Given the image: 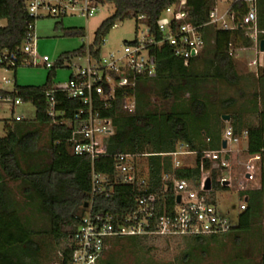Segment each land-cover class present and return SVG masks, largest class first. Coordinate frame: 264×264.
Instances as JSON below:
<instances>
[{
	"label": "trees",
	"instance_id": "16d2710c",
	"mask_svg": "<svg viewBox=\"0 0 264 264\" xmlns=\"http://www.w3.org/2000/svg\"><path fill=\"white\" fill-rule=\"evenodd\" d=\"M101 6L113 5L115 11L97 29L93 43L88 47L83 45L78 50L61 57L55 68L51 69L47 81L43 86H15L6 91L0 88V98L12 100L21 99L25 103H32L36 108L34 121H16L14 118L6 121L7 134L0 138V264H38L45 256L48 243L46 237L51 238L61 248V263L72 264L75 250L74 235L80 225L82 217L92 204L95 212H110L123 216L135 209L136 193L129 187H116V193L100 194L92 197L93 170L99 174H113L115 164L112 159H99L93 163L90 157L76 156L70 151L68 138L71 131L64 124H55L48 116L47 94L54 88L57 69L65 59L85 57L88 54L99 60L106 37L119 21L145 16L144 23L153 33H157V22L163 11L178 0H96ZM27 0H0V21L6 24L0 28V54L3 52L17 53V64L8 66L1 61L0 68L14 70L24 65L27 55L20 51L21 47L34 38V31L28 28L33 21L26 9ZM217 0H187L189 19L198 27H202L205 38V48L201 55L193 59L189 65L175 56L172 48L165 45L157 51L158 77L153 80H140L133 92L136 100V110L130 114L124 110L125 95L121 91L114 107L104 112V116L114 120L116 135L111 140L112 153H165L173 150L178 142H186L193 149H197L199 136L206 132L213 140V148L222 147V136L227 123L236 134L249 132V152L264 151V68L258 72V82L263 87L254 94L253 104L259 113L258 125H250L244 119V114L236 108V100L221 101L222 112L218 113L208 130L202 126L209 122L212 111L206 102L197 95L191 94L194 85L202 78L201 64H208L207 72L211 77L223 84L236 87L242 78L238 72L233 48H250L252 41L246 37L245 29L240 26L247 14L249 4L245 0L235 2L230 13L235 16L234 30H219L208 26L211 12L216 8ZM64 18V17H63ZM63 18L55 26L65 35L84 38L83 28H65ZM259 26L264 29V0L258 1ZM211 45V60L202 58L207 45ZM205 68V67H204ZM204 74V73H203ZM155 81L159 87L157 95L161 101L173 102L172 111L161 113L155 110L151 93L146 92L148 83ZM184 94L190 95L191 105L185 111H178L179 100ZM60 103L59 109L67 111L66 118H71L80 107V103L68 98L61 91L54 94ZM230 116L229 121L224 117ZM49 130L48 164L38 163L36 159L41 151L39 143L42 138V128ZM150 150V151H147ZM201 155L191 168L176 171L179 179L187 180L191 186H199L202 175ZM151 192L163 189L162 175L172 172V165L168 158L151 157ZM211 165L205 163L204 170L209 171ZM260 188L250 190L248 207L242 214L239 225L234 231L251 230L254 218L263 204L264 198V152L263 163L259 173ZM212 179H216V171L212 172ZM7 182L26 185V203L37 204L39 211L50 220V227L41 232L29 227V221H23ZM215 184V189L220 190ZM231 233V232H230ZM42 236V241H37ZM215 239L218 236H209ZM196 241L203 240V236L193 237ZM117 238L115 240H123ZM120 244V243H119ZM118 244V245H119ZM136 244V243H134ZM204 249V247H202ZM114 264L110 259L101 260L100 264ZM261 264H264V254Z\"/></svg>",
	"mask_w": 264,
	"mask_h": 264
},
{
	"label": "built area",
	"instance_id": "2783aa9c",
	"mask_svg": "<svg viewBox=\"0 0 264 264\" xmlns=\"http://www.w3.org/2000/svg\"><path fill=\"white\" fill-rule=\"evenodd\" d=\"M245 1L249 4V9L240 26L245 29L246 37L253 45L250 48H233L232 53L255 51L260 54L264 29L259 26V0ZM100 6L96 0H27L26 9L33 19L28 28L34 31V38L20 49L28 56L23 64H36V59H39L35 39L37 19L63 18L69 15L92 18ZM137 20L144 22L145 16H139ZM3 26L0 21V28ZM157 26V33H153L147 26L146 32L138 34L133 42L126 43L120 51L101 55L99 60L90 54L82 57L87 61L86 66L77 67L67 85L54 86L52 92L47 94L49 118L55 124L66 125L71 131L67 140L71 153L90 157L93 166L102 158L114 161L115 170L112 175L99 174L93 170L92 197L105 193L113 195L117 191L116 187L122 186L129 187L136 193L135 209L123 216L110 212H95L93 205H88V210L74 235L72 264H100L111 239L228 234L238 227L242 214L247 210V193L261 171L264 151L250 153L249 132L236 134L231 126L223 132L220 149H214L211 136L203 132L198 138L197 149H193L186 142H178L173 150L165 153H112L110 144L116 135V128L113 118L106 117L103 113L114 107L119 93L123 91L126 96L124 110L130 114L134 113L135 95L129 90H135L140 80H153L158 77L157 51L167 45L172 48L175 56L189 65L205 48L202 27L196 26L189 19L187 0H178L166 8ZM208 26L219 30H234L235 16L230 11L221 13L215 8L211 12ZM233 55L235 58L239 57L236 53ZM0 56L1 61L8 66L17 64L16 52H3ZM40 62L50 70L57 65L52 63L48 56H44ZM250 66L259 68V59L251 61ZM56 91H61L71 100L80 103L71 118H66L67 111L59 109L60 103L54 96ZM11 101L12 112L23 102L21 99L0 98V104ZM14 119L18 122L25 120L24 116H16ZM223 142H227L226 148H223ZM199 155L202 175L199 186L195 188L187 180L179 179L176 171L191 168L189 163L192 158L196 164ZM151 157L168 158L172 165V172L162 175L161 191H150ZM205 163L211 165L209 171L204 170ZM213 171H216L215 181L212 179ZM208 179L211 180L210 189L206 188ZM215 184L238 196L236 220L224 215ZM230 213L231 211L227 212ZM56 264L62 263L57 261Z\"/></svg>",
	"mask_w": 264,
	"mask_h": 264
},
{
	"label": "rangeland",
	"instance_id": "374dc122",
	"mask_svg": "<svg viewBox=\"0 0 264 264\" xmlns=\"http://www.w3.org/2000/svg\"><path fill=\"white\" fill-rule=\"evenodd\" d=\"M217 1L218 9L221 12L227 10L235 2V0ZM114 11L115 7L113 5H106L100 6L98 12L92 18L81 15L64 17L65 28L85 29L86 36L84 38L65 35L63 31L56 30L55 26L60 21V18L46 17L37 19L35 39L37 41L36 50L39 59H36V64L30 62L22 65L17 69L16 73L11 69L0 68V88L12 92L16 85L21 87L43 86L47 81L50 69L41 64L42 58L48 56L52 63H58L61 57L78 50L83 45L88 49L94 41L97 29L106 19L113 15ZM2 24L5 25L6 23L3 22ZM146 30V24L136 18L119 21L106 37L102 55L106 56L109 53L120 51L126 43L133 42L138 34L146 32ZM211 45H207L206 51L202 56L206 61L211 60ZM233 53L239 56L236 58V62L242 80L238 86L231 87L215 81L211 77V73L205 70L208 63L203 62L200 68L202 72L200 74L203 79L200 78L201 81L192 88L191 94H195L201 100H204L212 111L209 122L202 126L204 131L210 129L215 116L223 111L221 101L230 98L236 100V108L244 114V119L248 124L258 125L259 123L258 110H260V107L256 109L252 100L254 99V94L264 86L263 83L260 84L258 82V72L263 68L251 67L250 62L259 59L260 65H264V52L258 54L255 51H233ZM86 63V59L82 57L65 59L63 64L57 69L54 86L67 85L71 75L76 72L77 67H84ZM4 79L9 82L4 81ZM145 90L148 93L152 92V102L155 110L161 113L172 111L173 102L161 101L160 96L157 95L159 87L156 86L155 81L148 83ZM191 94L181 96L182 99L179 100L178 111H185L189 108L191 105L189 101ZM134 101L136 103V100ZM12 103L11 101L7 103L1 102L0 104V138L5 137L7 134V120H11L16 116H24L27 121L35 120L36 108L32 103L22 102L20 106L14 108L13 112ZM227 127H230L229 123H227ZM41 134L42 138L38 149L41 152H39L36 161L48 164L50 162L48 128L43 127ZM194 165V158H192L189 166L193 167ZM7 188L20 216L23 221H29L31 229L41 232L50 227V220L41 214L37 204L26 203L27 200L24 193L26 185L7 182ZM217 197L224 215L231 220H236L238 196L220 188ZM262 201L263 204L258 211V215L254 218L251 230L234 231L220 235L215 239L205 236L201 241H196L193 237L152 239L127 237L123 240L111 239L102 260L110 259L114 264H261L264 254V198ZM228 211H231V213L227 214ZM36 238L40 242L43 237L37 236ZM45 241L48 243L45 248V256L40 259L38 264H56L61 259V248L49 237H46Z\"/></svg>",
	"mask_w": 264,
	"mask_h": 264
},
{
	"label": "water",
	"instance_id": "95a60500",
	"mask_svg": "<svg viewBox=\"0 0 264 264\" xmlns=\"http://www.w3.org/2000/svg\"><path fill=\"white\" fill-rule=\"evenodd\" d=\"M260 48H261V51L264 52V40L261 41ZM224 120L225 121H229L230 120V116H225ZM226 147H227V142H223V148H226ZM206 188L207 189L211 188V180L210 179H208L207 182H206ZM178 201L179 202L181 201L180 197L178 198ZM86 207H88V204L86 205Z\"/></svg>",
	"mask_w": 264,
	"mask_h": 264
},
{
	"label": "crops",
	"instance_id": "0c3cea01",
	"mask_svg": "<svg viewBox=\"0 0 264 264\" xmlns=\"http://www.w3.org/2000/svg\"><path fill=\"white\" fill-rule=\"evenodd\" d=\"M238 0H235V2H237ZM234 2V3H235ZM233 3V4H234ZM233 4L227 9V10H224L223 12H221L219 9H218V1H217V6H216V8L221 12V13H226V12H229L230 10H231V8H232V6H233ZM2 23L3 22H5V21H1ZM6 23V22H5ZM4 25V24H3ZM263 53V52H262ZM259 68H264V65H260V67ZM258 181H256L254 184H253V186H252V188L250 189V190H258L259 188H260V181H259V176H258V179H257Z\"/></svg>",
	"mask_w": 264,
	"mask_h": 264
}]
</instances>
